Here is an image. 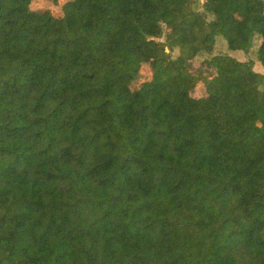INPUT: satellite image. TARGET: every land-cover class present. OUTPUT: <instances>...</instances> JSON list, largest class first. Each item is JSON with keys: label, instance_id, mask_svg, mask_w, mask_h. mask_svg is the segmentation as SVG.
I'll return each mask as SVG.
<instances>
[{"label": "trees", "instance_id": "obj_1", "mask_svg": "<svg viewBox=\"0 0 264 264\" xmlns=\"http://www.w3.org/2000/svg\"><path fill=\"white\" fill-rule=\"evenodd\" d=\"M262 70L264 0H0V264H264Z\"/></svg>", "mask_w": 264, "mask_h": 264}, {"label": "rangeland", "instance_id": "obj_2", "mask_svg": "<svg viewBox=\"0 0 264 264\" xmlns=\"http://www.w3.org/2000/svg\"><path fill=\"white\" fill-rule=\"evenodd\" d=\"M198 1L202 3V0H198ZM246 60H247V55H246ZM146 68L142 69L139 68V66L137 67L126 66L123 68V79L132 83L131 88L139 91L143 96L147 95L151 90V87L148 86L147 83L149 81V77L151 76L150 74H153L150 68L148 67ZM189 70L191 74L195 77H202L206 75L215 76L216 74L214 69H212L209 65L196 66L192 64L191 66H189ZM260 73L264 75V70L260 71ZM205 88H207V91H211L210 87H205V86H200L197 90L198 91L197 94H199L201 99L204 98L202 91Z\"/></svg>", "mask_w": 264, "mask_h": 264}, {"label": "bare ground", "instance_id": "obj_3", "mask_svg": "<svg viewBox=\"0 0 264 264\" xmlns=\"http://www.w3.org/2000/svg\"><path fill=\"white\" fill-rule=\"evenodd\" d=\"M199 88V87H198ZM198 88H196V92H198L197 90H198Z\"/></svg>", "mask_w": 264, "mask_h": 264}]
</instances>
